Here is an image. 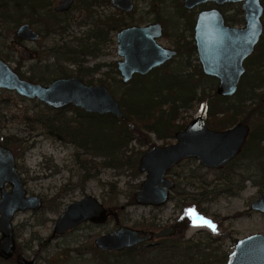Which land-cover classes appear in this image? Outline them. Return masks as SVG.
<instances>
[{
  "label": "rangeland",
  "instance_id": "rangeland-1",
  "mask_svg": "<svg viewBox=\"0 0 264 264\" xmlns=\"http://www.w3.org/2000/svg\"><path fill=\"white\" fill-rule=\"evenodd\" d=\"M138 5L141 9L144 3L139 1ZM98 10L104 11L103 13L109 11L108 8ZM142 11L138 10L135 18ZM173 11V8L167 11L166 26L169 37L160 40L164 46L171 45L174 39L176 21ZM83 14L77 8L72 10L68 17L74 20L70 26L68 24L62 36L51 33L42 36L38 42L19 41L15 36L18 25H14L6 17H0V58L14 68L17 66L22 78L44 85L56 77H62V73L78 76L76 68L83 58L78 55L74 57L75 60H70L68 55L63 54V43L72 46L71 40L82 37L84 29L79 26L78 21ZM33 27L42 30L39 23L33 24ZM20 47L31 52L32 56L22 55ZM84 59L85 66L97 62L104 65L100 72L93 75L91 85L106 84L109 92L119 101L123 91L122 84L117 81L119 74L113 72L104 75L105 71H110L111 64L120 59L116 54L113 35L111 40L102 44L100 52L89 54ZM253 60L254 57L250 59ZM197 62L194 56L191 63ZM183 67V59L178 57L168 65L166 71L182 73L192 69ZM80 78L87 83V78ZM104 78L106 81L99 82V79ZM204 82L205 86L212 83L208 79ZM154 84L151 79L149 87ZM139 86L137 84L133 87V93L139 95ZM201 88H198V92ZM259 90L261 97L256 105L260 102L264 104V85L257 91ZM227 102H236V98ZM198 105L193 102L186 108H180L176 123L186 125L198 115ZM34 115L41 120L66 121L74 118L82 121L77 131H74L75 136L91 141L99 151L107 150V140L102 134L104 122L100 123L98 118L87 117L82 120L71 105L54 109L40 101L29 100L13 91L0 89V143L4 141L2 136H14L18 139L14 149L9 147L14 154L17 170L27 195H36L42 201L39 209L17 211L12 222L16 246L19 247L21 256L32 259L34 264H44L46 260L63 254V263L68 260L73 263L81 260L90 263L93 256L90 247L93 246L95 236L109 232L119 225L157 231L174 223L185 213L190 214V225L178 231L174 237L182 235L184 239L193 242L201 241L202 245L209 244L212 240L210 247L205 248L211 253L205 262L208 264H212V261L213 264H224L237 239L253 233L264 234V212L250 209V203L264 190V159L256 157L257 152L242 153L233 162L235 164H229L228 167L234 168L237 165V168H234L228 181L222 177L229 171L226 168H207L195 158L181 160L168 172V177L175 182L169 200L159 206L140 205L134 202L133 195L145 179V173L137 169V164L143 152L151 146L144 143L146 137L154 145L172 143L175 141L176 127L172 128L173 132H166V136L160 139L150 132L141 134L142 139L140 134H135L118 153L117 166L107 167L101 165L107 159L104 154L47 134L42 124L26 118ZM246 124L256 136L264 134V117H259L257 113L249 115ZM260 145H264V141ZM86 161H91L96 166H81V163L87 165ZM240 185L243 187L239 189ZM6 188L9 189V185ZM84 195H92L105 206L111 207L115 217L110 216L103 224L84 222L63 235L52 237L55 220L65 205ZM201 219L208 220L215 230L211 227L190 232L191 226L202 221ZM0 264L15 263L7 260L0 261Z\"/></svg>",
  "mask_w": 264,
  "mask_h": 264
},
{
  "label": "water",
  "instance_id": "water-1",
  "mask_svg": "<svg viewBox=\"0 0 264 264\" xmlns=\"http://www.w3.org/2000/svg\"><path fill=\"white\" fill-rule=\"evenodd\" d=\"M214 1L241 2L244 25L231 27L224 24L217 9L202 11L194 26V39L202 72L218 79L215 92L219 96L232 95L245 68L242 63L250 56L263 32L261 0H183L186 8ZM71 0H61L55 10H66ZM112 5L130 10L131 0H112ZM158 24L129 27L117 34V54L122 57L117 69L126 83L132 74H145L175 56L174 50L156 43L160 35ZM17 39L34 41L38 34L29 24L15 29ZM23 54V53H22ZM30 57V55H29ZM0 89L13 91L29 100H37L54 109L74 106L86 113L110 114L123 118L119 102L104 84L90 85L76 76L57 77L47 85L22 78L7 61L0 58ZM249 135L246 123H237L224 130L209 128L197 115L183 129L175 133V141L168 145H154L140 156L137 169L145 173L139 189L134 193L136 204L159 206L169 200L174 181L168 170L183 159L195 158L207 168H218L234 158ZM9 185V189L6 188ZM41 199L27 195L16 167L12 150L0 143V258L10 260L16 249L13 218L17 211L39 209ZM251 209L264 212V190L251 203ZM115 214L96 197L84 195L69 202L55 220L51 236L63 235L84 222L103 224ZM189 213L157 231L119 225L93 238V245L101 251H121L159 238L175 236L185 229ZM19 264H34L32 259L18 257ZM224 264H264V234L253 233L237 239Z\"/></svg>",
  "mask_w": 264,
  "mask_h": 264
},
{
  "label": "trees",
  "instance_id": "trees-1",
  "mask_svg": "<svg viewBox=\"0 0 264 264\" xmlns=\"http://www.w3.org/2000/svg\"><path fill=\"white\" fill-rule=\"evenodd\" d=\"M98 1L77 0L76 7L79 10H84L88 16H91V7ZM102 1L105 4L109 3V0ZM41 15L46 16L50 20H55V14L51 10V0H0V17L8 18L14 25H19L24 20L34 24L37 21L36 18L42 17ZM117 27L118 23H116L113 14L106 15L104 18L98 16L93 20V27L89 33V38L93 37L96 40H104ZM0 37H2L1 33ZM71 53L73 52L66 49L63 50V54L65 55ZM89 54L94 55L92 51L82 53L84 56ZM253 57L254 60L250 61ZM248 62L249 66L240 84L237 96L232 97L236 98V102L232 103L227 102L232 98L217 96L213 92L212 84L208 86L204 85V80L206 79H204L205 77L200 68L196 66L187 75H167L155 70L147 76H137L129 83L122 84L123 91L118 101L123 112L122 119H116L110 114L86 113L80 108L71 106L82 120L87 117H94L98 118L100 123L104 122L102 134L107 140L106 151H99L93 146L91 141L81 140L75 136L74 131L80 126L82 121L74 118L66 121L41 120L36 115L26 118L39 122L46 128L47 134L55 136L59 140L72 142L79 147L101 152L107 157L101 165L115 167L119 159L118 153L126 147L129 140L135 137V134H140L141 137V134L146 135L150 132L160 139L166 136V132H173V127L178 129L183 127L184 124L180 125L176 123L180 114L179 109L186 108L193 102L199 104L198 115L202 116L209 127L216 129L224 128L235 123L237 120L246 122L249 115L254 113H257L259 117H264V104L260 102L256 105V102L261 97L260 90H257L264 85V32L256 46L255 53L248 58ZM102 66L103 64L100 63H95L92 66H83V63L79 62L76 73L79 77L87 78V83L91 84L93 75L100 72ZM14 69L21 76L19 68L16 66ZM113 72H117L114 65L110 71H105L104 75L107 76ZM194 75L198 76L195 80L193 79ZM61 76H67V74L62 73ZM168 78L169 80L167 81L166 79ZM151 79L155 82L153 87H149ZM101 81L106 80L105 78L99 79V82ZM137 84L140 85L137 91L139 95L135 94L136 92L133 93L132 90ZM199 87L202 88L198 92ZM242 92L245 95L244 97H241ZM163 106H166V108ZM73 123L75 124L73 125ZM146 138L144 143L151 145L150 147L154 146L150 138ZM2 139H4L2 144L11 147V149L18 143V139L14 136H2ZM262 141H264V134L256 136L254 133H250L242 153L249 154L255 151L257 152L256 157L264 159V145H260ZM86 163L87 165L81 163V166H88V168L96 166L91 161H86ZM194 206L198 209L197 204ZM181 236L178 238L174 236L159 238L152 242H146L121 251H101L93 245L90 247L93 255L92 259L89 260L90 263L84 260L78 263L68 260L66 263H63L61 261L64 258L63 256H65L63 254V256L46 260L44 264H208L205 262L211 253L206 251L205 248L210 247L212 240L209 244L202 245L201 241L193 242ZM20 255V249L16 246L13 256L8 261L19 264L18 257ZM0 261L3 262L4 260L0 258Z\"/></svg>",
  "mask_w": 264,
  "mask_h": 264
},
{
  "label": "flooded vegetation",
  "instance_id": "flooded-vegetation-1",
  "mask_svg": "<svg viewBox=\"0 0 264 264\" xmlns=\"http://www.w3.org/2000/svg\"><path fill=\"white\" fill-rule=\"evenodd\" d=\"M60 1L61 0H51V10L55 14V20L54 19L50 20L46 16H42V15H41L42 17H40V18H36L37 21L34 24L39 23L40 25H42V30H36L33 27V24L29 23L26 20H24L20 23V24H23V23L29 24L31 29H33L38 34V38L36 40H34V41L21 40V39H18V40L24 41V42H38L42 38V36H46V35H49L51 33H57V34L62 36L64 34L66 28L68 27V24L70 26L71 22L74 20L70 16L68 17L69 12H71L72 10H75L76 8L78 9V7H76L77 0H71L70 6L68 9H66V10H55V6L58 5ZM139 1H142V3H144V6L141 9L139 8V5H138ZM131 2H132L131 9L130 10H123L119 7L113 6L112 0H109L108 4H105V2H103L102 0H99L97 3H94L93 6L91 7V11H92L91 16L92 17L88 16L87 13L81 9L80 11L83 12L84 14H83V17H81V19L78 21V24L80 27H83V29H84L82 31L83 32L82 37L74 38L73 40H71L73 42L72 46H69V45H66V43H63V46H65L63 48H65L67 51L73 52L71 54H67L69 56V59L75 60L74 59L75 56L81 55L83 59H81L80 62H82L83 66H85L84 63L86 61H85L84 57H86L87 55L84 56V55H82V53H85L87 51H89V52L92 51L94 54L100 52L102 44L105 43L107 40H111L112 35L115 39L116 54H117V40L116 39H117L118 32H120L122 29L129 28V27H146L148 25L158 24L160 26V32L161 33L158 37L155 38L156 43H158L163 48H168V49L174 50L176 52L175 56L166 60L161 65L150 69L148 72H146L143 75L138 74V73L132 74L130 80H128L126 83H124L122 81V77H121V75L117 69V64L119 61L122 60V57L117 54L120 57V59L117 61H114L111 64V67H113V65H114L115 69L117 71L116 73L119 74L120 78H119V80H117L118 83L123 84V85L127 84L133 78H136L137 76L138 77L147 76L148 74H150L151 72H153L155 70H156V72H163L167 75H169V74H174V75L186 74L187 75V74H190L196 68V66H198L202 72L201 64L199 62L198 53L196 50V42L194 39V34H195L194 26H195L196 18L200 12L206 11V10H211V9H217L222 14L225 25L231 26V27H234V26L235 27H242L244 25V18H243V11L241 9V2H237V3L225 2V3L217 4L214 1H207L204 3L197 4V5L193 6L192 8L184 7L183 0H131ZM261 3L263 5V14L261 16V20L263 23V32H264V0H261ZM99 8H102L105 10H106V8H108L109 11L106 13H103L104 11L98 10ZM169 8H173V10H174L173 12L175 13L174 18H175L176 22L174 24V29H175L174 34H173L174 39L172 40L171 45L164 46L163 44H161L160 40L166 36L169 37L168 31H167V26H166V18H167L166 16L168 15L167 11ZM138 10H143V11H142V13H140L138 15L139 16L138 18H135ZM40 11L42 12V10H40ZM109 14L114 15V19L116 20V23H118V27L115 30L111 31L104 40H102V39L96 40V38H93V37L89 38V33L93 27V20H95V18H97L98 16L104 18L106 15H109ZM68 21H69V23H68ZM263 32L260 36V39L263 35ZM260 39H259V41H260ZM259 41H258V43H259ZM256 46H255L252 54L255 53ZM20 48H21V54L23 53L22 55H26L28 57H29V55H30V57L32 56L31 52L27 51L25 48H22V47H20ZM188 51H190V53H188ZM194 56L198 60L197 64L191 63V59ZM250 56H248L245 60H243L242 65L245 68V70L239 78L236 91L232 95H228V96L217 95L215 92V89H216V86L218 84V79L215 77H212V76L205 75L202 72V74L205 77L204 79H208L212 82L211 84H212L213 92H215V94L217 96L223 97V98H232V97L237 96L240 84H241L242 80L244 79V75L247 72V69L249 66L248 65V58ZM178 57H182L184 69H185V67H192V69L190 71L183 70L185 72H182V73H177V72L172 73L171 71H166V68L168 67V65ZM97 63H99V62H97ZM93 64H95V63H93ZM100 64H102V63H100ZM92 65H90V66H92ZM62 77H70V76H62ZM76 77H78V76H76ZM197 77H198L197 75H194L193 79L195 80ZM78 78L81 80L80 77H78ZM86 84H89V83H86ZM99 84H104V83H99ZM104 85L106 86V84H104ZM244 96L245 95L242 92L241 97H244ZM240 122L243 123L244 121L237 120L235 123H232V124H230L224 128H217V129L209 127L207 125V123L206 122L205 123L211 129L224 130V129H227V128L233 126L234 124H237ZM244 123H246V122H244ZM184 127H185V125L179 129L177 128L175 133L178 130L183 129ZM175 133H174V135H175ZM250 133H251V131L249 128V135H250ZM249 135H248V137H249ZM248 137H247V139H248ZM247 139H246V141H247ZM246 141L243 144V146L241 147L240 151L237 153V155L234 158H232L230 161H228L226 164H224L221 167L212 168L215 170H219L222 168H226L225 170H229L227 173H224V175L222 176L223 178H225V180L228 181L230 179V176L234 173V170H235L234 168H237V165H235L234 168H230L228 166H229V164H230V166L232 164H235L233 162L235 160L239 159V156L243 152V148L246 144ZM168 144H171V143H166L164 145H168ZM186 159H191V158H186ZM186 159H183V160H186ZM169 170H168V172H169ZM168 172H167V176H168ZM242 178H243V176H242ZM174 187H175V182H174ZM241 187H243V186L240 185L239 189ZM170 193H171V191H170ZM169 197H170V194H169ZM251 203H250V205H251ZM250 209H251V206H250Z\"/></svg>",
  "mask_w": 264,
  "mask_h": 264
},
{
  "label": "bare ground",
  "instance_id": "bare-ground-1",
  "mask_svg": "<svg viewBox=\"0 0 264 264\" xmlns=\"http://www.w3.org/2000/svg\"><path fill=\"white\" fill-rule=\"evenodd\" d=\"M206 222H209L208 220H202V221H199V222H196L195 224H193L192 226H191V229H190V232H195L196 230H202V229H204V230H207V229H210L211 227H209L207 224H206Z\"/></svg>",
  "mask_w": 264,
  "mask_h": 264
},
{
  "label": "snow or ice",
  "instance_id": "snow-or-ice-1",
  "mask_svg": "<svg viewBox=\"0 0 264 264\" xmlns=\"http://www.w3.org/2000/svg\"><path fill=\"white\" fill-rule=\"evenodd\" d=\"M206 224H207L209 227H213V230H215V229H214V226H212L210 222H206Z\"/></svg>",
  "mask_w": 264,
  "mask_h": 264
}]
</instances>
